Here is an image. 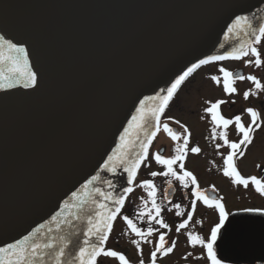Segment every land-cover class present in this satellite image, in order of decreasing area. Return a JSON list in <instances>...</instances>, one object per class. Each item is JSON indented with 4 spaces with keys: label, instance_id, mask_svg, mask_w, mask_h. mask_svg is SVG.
<instances>
[{
    "label": "water",
    "instance_id": "obj_1",
    "mask_svg": "<svg viewBox=\"0 0 264 264\" xmlns=\"http://www.w3.org/2000/svg\"><path fill=\"white\" fill-rule=\"evenodd\" d=\"M236 2L0 0V34L29 40L45 71L39 92L13 89L17 95L0 103V245L47 224L99 172L137 97L231 50L236 37L225 41L224 33L234 9L226 5ZM242 2L237 14L258 25L264 0ZM100 175L118 181L122 194L124 175Z\"/></svg>",
    "mask_w": 264,
    "mask_h": 264
},
{
    "label": "snow or ice",
    "instance_id": "obj_2",
    "mask_svg": "<svg viewBox=\"0 0 264 264\" xmlns=\"http://www.w3.org/2000/svg\"><path fill=\"white\" fill-rule=\"evenodd\" d=\"M226 7L234 9L231 23L227 25L224 33L225 41L236 37L237 42L231 50L225 49L222 54L199 59L177 75L170 86L154 95H146L143 99L137 97L138 105L136 101L133 102L136 105L134 114L131 115L127 127H124L120 133L119 143L110 154H106V159L102 157L103 162L99 172L92 175L78 191H72L70 198L63 201V206L47 224L41 223L21 239L0 245V264H102L104 258H114L118 264H131L124 253L107 247L118 217L127 227V231L122 235L131 233L136 237L131 240V244L141 256L139 264H144L142 243L149 245L154 243V250L150 253V264H157L158 259L167 258L174 253L177 241L169 242L166 239L167 233L160 231L161 229L171 231V227L162 217L163 209L157 202V185L154 183L156 177L167 178L169 189H173V181H177L182 189L191 188L190 210L180 203L172 204V201L168 200L167 192L164 195V199L172 204L168 211L175 209L177 217L186 215V218L175 227L177 234L188 228L198 202L207 209L218 212V223L210 229L207 237L193 231L184 233L188 246L194 250L201 249L202 254L194 256L192 251H188L182 259L221 264V258L217 254V240L228 216L222 203L223 198L209 195L208 190H202L197 176L185 167L189 153L195 155L201 153L199 146H189L192 135L189 128L174 117H167L168 121L183 129V133L177 132L161 118L170 109L181 86L204 65L220 62L217 68L219 74L211 75L210 79L215 86H222L227 96L238 94V89L235 87L237 81H248L253 86L243 93L245 101L264 93V82L256 75L245 76L239 72L234 73L222 64L225 61H236L243 62L246 68H264V52L261 51L264 48V16L259 18L260 22L257 25L254 24L252 17L237 14L238 11L244 10L242 0H237L236 3ZM0 33H3L2 24H0ZM220 48L224 49L225 45L221 44ZM44 83L45 71L32 43L21 37L8 38L6 34H0V93L3 94L0 95V103L17 95L11 91L13 89L22 88L25 90L22 96H32L42 89ZM235 102L232 101L233 104ZM205 103L208 107L204 112L210 116L212 125L211 139L222 141L215 145L218 153L223 147L229 150L226 155L220 153L223 158V167L220 169L223 176L228 178L233 186L245 190L251 188L260 197H264V168L257 164L256 168L261 170L262 175L245 177L238 170L237 165V161L245 155V149L254 143V134L264 127L261 112L253 107H246L244 112L249 117V122L245 124L242 114H237L233 118H226L222 114L221 106L228 103L227 100L218 99L215 102ZM204 118L201 116V119ZM233 125L236 134L240 137L238 142L229 140L228 129ZM161 131L173 141L171 156L165 157L161 151L150 152L153 141ZM152 161L163 171H151L149 175L153 179H145L137 183L141 167H150ZM100 173H107L110 177L124 175L126 186H122V194H116L118 181L102 178ZM135 188L142 189L147 194V199L142 198L136 217L133 219L123 215L122 210ZM211 192H216L215 187ZM136 221L146 224L147 227H140ZM81 224L84 226L78 228L77 225ZM154 225H158V228ZM4 229L0 227V232ZM156 233L159 235L154 242L150 237Z\"/></svg>",
    "mask_w": 264,
    "mask_h": 264
},
{
    "label": "flooded vegetation",
    "instance_id": "obj_3",
    "mask_svg": "<svg viewBox=\"0 0 264 264\" xmlns=\"http://www.w3.org/2000/svg\"><path fill=\"white\" fill-rule=\"evenodd\" d=\"M261 51L264 52V48ZM226 62L239 64L240 66L230 71L239 72L245 76L256 75L258 79L264 82V68H246L243 62ZM207 67L197 70L185 82L170 109L163 116L162 121L169 123L175 131L183 133V129L179 125L167 120V117H174L189 128L192 133L189 146H199L201 153L199 155L189 153L185 161V167L197 176L202 190H208L209 195L223 198L222 203L225 205L228 216L217 240V254L221 258V264H264V214H262L264 213V197H260L251 188L245 190L242 187L233 186L230 180L223 176L222 171H220L223 167V158L220 153L226 155L229 150L227 147H223L218 153L215 145L216 143H222V141L211 139L210 116L204 112V109L208 107L206 101L215 102L218 99H224L228 103L221 106L222 114L226 118H233L237 114H242V119L247 124L249 117L244 112L246 107H253L260 111L262 118H264V93H261L259 97H250L249 101H245L243 93L253 86L248 81H237L235 87L238 89V94L227 96L224 94L222 86H215L210 79L211 75L219 74L217 69L215 72L209 71L200 75V73L206 71ZM197 83H199L198 89L192 95L190 89L194 85L197 86ZM182 94V99L186 102L183 104L180 102L181 105L176 108L174 103L177 99H180L179 97ZM233 100L236 101L234 104L232 103ZM201 116L205 118L201 119ZM228 133L230 141L238 142L240 137L236 134L234 125L229 127ZM172 149L173 141L161 131L156 140L153 141L150 152L161 151L165 157H168L173 154ZM257 164L264 168V127L254 134V143L245 149V155L237 161L238 170L245 177L262 175L261 170L256 168ZM151 171H163V169L156 165L154 161L151 162V166L148 168L142 166L137 176V183L141 180L153 179L149 175ZM166 179L164 177L154 178V183L157 185V202L161 204L163 209L161 215L171 227V231L167 229H161L160 231L167 233L166 239L169 242L176 240L177 247L169 257L158 259L157 264H206L204 260L196 261L192 259L185 261L182 259L188 251H192L194 256L202 254L201 249L194 250L188 246L184 233L193 231L198 235L207 237L210 234V229L218 223L219 214L216 211L207 209L202 203L198 202L193 220L189 223L188 228L177 234L175 227L186 218V215L177 217L175 209L171 212L168 209L172 207V204L180 203L187 210H190L191 188L182 189L177 181H173V189H169ZM213 187L216 189L215 193L211 192ZM166 192L168 200H171L172 204L164 199ZM133 193L127 199L122 214L135 219L138 206L141 204L142 198L147 199V194L140 188H135ZM136 222L142 228L147 227L144 223ZM154 227L158 228V225H154ZM125 231H127V227L118 217L107 247L124 253L131 264H139L141 256L138 255L135 246L131 244V240L136 239V237L131 233L122 235ZM158 235L159 233H156L150 239L155 242ZM141 247L143 249L144 264H150V253L154 250V243L151 245L142 243ZM102 264H118V261L114 258H104Z\"/></svg>",
    "mask_w": 264,
    "mask_h": 264
},
{
    "label": "rangeland",
    "instance_id": "obj_4",
    "mask_svg": "<svg viewBox=\"0 0 264 264\" xmlns=\"http://www.w3.org/2000/svg\"><path fill=\"white\" fill-rule=\"evenodd\" d=\"M219 63L220 62H218V63H215L214 65H208V67L206 68V71H204V72H202V73H200V75L201 74H203V73H205V72H209V71H213V72H215V70L218 68V66H219ZM217 64V65H216ZM222 64H223V66L225 67V68H227V69H229V70H232V69H235V68H237V67H240L239 66V64H233V63H231V62H222ZM241 65V64H240ZM200 83V82H199ZM199 83H197V86H193L190 90H191V94L192 95H194V93H195V91L198 89V84ZM187 93H189V92H187ZM186 93V94H187ZM183 94L179 97L180 99H177L176 101H175V103H174V105H176L175 107L177 108V106H180L181 104H180V102H182V104L184 103V102H186V100H184V99H182L183 97ZM134 194V193H133ZM132 193H131V196L133 195ZM136 194V193H135ZM134 194V195H135ZM130 196V195H129ZM128 199H129V197H128Z\"/></svg>",
    "mask_w": 264,
    "mask_h": 264
}]
</instances>
